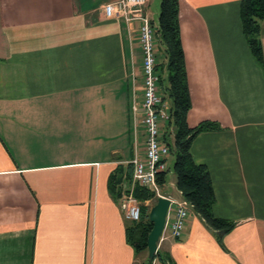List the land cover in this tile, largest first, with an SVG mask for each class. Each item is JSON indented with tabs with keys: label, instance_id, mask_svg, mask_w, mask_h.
I'll return each mask as SVG.
<instances>
[{
	"label": "crops",
	"instance_id": "obj_1",
	"mask_svg": "<svg viewBox=\"0 0 264 264\" xmlns=\"http://www.w3.org/2000/svg\"><path fill=\"white\" fill-rule=\"evenodd\" d=\"M114 1L0 0V264L147 260L109 188L144 148L138 23L104 17ZM160 3L147 2L153 23ZM240 4L180 0L188 123L221 126L195 138L193 156L211 172L215 214L236 224L223 244L193 211L181 238L166 227L159 250L175 264H264V67ZM160 191L182 198L174 172Z\"/></svg>",
	"mask_w": 264,
	"mask_h": 264
},
{
	"label": "trees",
	"instance_id": "obj_2",
	"mask_svg": "<svg viewBox=\"0 0 264 264\" xmlns=\"http://www.w3.org/2000/svg\"><path fill=\"white\" fill-rule=\"evenodd\" d=\"M240 16L252 54L264 67L260 24L264 19V0H241ZM154 27L158 54L157 69L160 72L159 86L163 100L170 101V117L163 124V138L170 147L169 156H174L173 172L176 176V185L182 193V199L189 203L190 213L195 212L215 231L217 239L223 244L224 236L233 229L236 222L215 214L217 197L211 172L206 164L195 160L192 151L193 142L199 134L218 130L221 126L211 120L201 121L195 126L188 123L192 101L181 37L180 0H161L158 26ZM164 69L166 74L163 77ZM129 167L130 170L126 172L129 178L124 176L122 166L110 176L109 188L117 200H120L132 185V163H129ZM168 172L166 169L157 173V182L160 186L167 182ZM125 179H129L126 186ZM133 193L141 202V218L138 221L127 220V238L136 251L141 253L147 250V236L153 226L149 220V207L144 201L157 200L159 196L156 191L138 184L134 186ZM157 258L161 261L160 264H175L169 254L164 255L160 250L156 260ZM144 264H148L147 260Z\"/></svg>",
	"mask_w": 264,
	"mask_h": 264
},
{
	"label": "built area",
	"instance_id": "obj_3",
	"mask_svg": "<svg viewBox=\"0 0 264 264\" xmlns=\"http://www.w3.org/2000/svg\"><path fill=\"white\" fill-rule=\"evenodd\" d=\"M147 2L148 0H116L102 6L103 15L106 18L121 17L129 27H132L135 22L138 23V40L143 54L141 62L143 117L137 120L139 116H137L136 104L133 107V113L136 132L138 128L136 122L142 125L144 131L142 142L144 148L141 150L138 145L136 146L135 154L130 160L133 165L132 185L120 199L123 215L129 221H138L141 218V202L133 193L136 184L156 191L158 196H165L160 191L157 173L167 169V158L170 155V147L163 138L162 129L163 124L170 117L169 105L163 100L159 86L160 72L157 69L155 27L146 9ZM167 197L170 199V206L166 227H169L174 238H181L185 233L190 215L189 203L182 198ZM148 264L160 263L155 257Z\"/></svg>",
	"mask_w": 264,
	"mask_h": 264
},
{
	"label": "water",
	"instance_id": "obj_4",
	"mask_svg": "<svg viewBox=\"0 0 264 264\" xmlns=\"http://www.w3.org/2000/svg\"><path fill=\"white\" fill-rule=\"evenodd\" d=\"M170 206L167 196H159L149 212V220L153 226L147 236V262L150 263L159 253V241L166 227V219Z\"/></svg>",
	"mask_w": 264,
	"mask_h": 264
},
{
	"label": "rangeland",
	"instance_id": "obj_5",
	"mask_svg": "<svg viewBox=\"0 0 264 264\" xmlns=\"http://www.w3.org/2000/svg\"><path fill=\"white\" fill-rule=\"evenodd\" d=\"M158 2V0H152V4H154V6H155V4ZM153 6V5H152ZM153 15V14H152ZM153 18H154V25H156V23H157V21H158V17H157V15H153ZM166 74V72H165V69H164V72H163V77H164V75ZM167 101H169V99H167ZM170 102V101H169ZM140 134H142L141 132H138V135H139V137H141L140 136ZM137 145H138V147L141 145L140 144V139L138 140V142H137ZM173 163H174V156H170L169 157V159H168V170H169V172H168V177L171 175V173L173 172ZM157 260H158V262L160 263L161 261L157 258Z\"/></svg>",
	"mask_w": 264,
	"mask_h": 264
}]
</instances>
